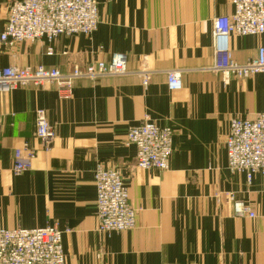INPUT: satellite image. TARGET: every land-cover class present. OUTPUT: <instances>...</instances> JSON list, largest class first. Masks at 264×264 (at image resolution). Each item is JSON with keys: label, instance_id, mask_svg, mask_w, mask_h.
<instances>
[{"label": "crops", "instance_id": "crops-1", "mask_svg": "<svg viewBox=\"0 0 264 264\" xmlns=\"http://www.w3.org/2000/svg\"><path fill=\"white\" fill-rule=\"evenodd\" d=\"M11 0H0V34ZM100 24L91 36L52 44L0 42V68H56L128 57L132 74L79 81L69 99L54 86L0 94V220L7 229L57 225L66 264H264V175L251 184L228 170L226 140L234 118L264 112V76L230 79L214 65L213 20L233 12L230 0H96ZM233 58L257 57L264 36L230 37ZM52 48L53 54H48ZM102 48V49H101ZM153 73L147 87L133 74ZM182 71L171 91L166 73ZM44 110L56 137L44 149L35 113ZM146 118L174 133L166 172L136 167L130 127ZM34 152L31 167L14 172L15 153ZM99 164L125 175L136 227L98 232L95 171ZM219 192H235L256 218L238 219ZM69 230V232H67Z\"/></svg>", "mask_w": 264, "mask_h": 264}, {"label": "built area", "instance_id": "built-area-1", "mask_svg": "<svg viewBox=\"0 0 264 264\" xmlns=\"http://www.w3.org/2000/svg\"><path fill=\"white\" fill-rule=\"evenodd\" d=\"M233 12L213 20L215 60L210 71L223 83L230 79L246 80L264 76V43L257 57L245 64L233 58L230 37L264 36V0H230ZM99 5L96 0H11L7 6V22L0 42L52 44L60 37L91 36L99 27ZM52 55V48L48 49ZM182 71L166 73L171 91L182 88ZM132 74L128 57L113 54L107 62H91L75 66L69 72L56 68H0V94L18 89L54 86L62 100L69 99L79 81L96 82L107 77ZM133 74L147 87L152 72L141 69ZM35 136L44 149H49L56 134L44 110L35 113ZM171 128L159 127L146 118L127 132L128 146L136 148L137 167L146 172H166L174 152ZM228 170L232 175H245L249 184L256 175H264V112L254 119L234 118L226 140ZM34 152L24 148L15 153L14 172L22 174L31 167ZM98 232L104 235L128 232L136 227L137 211L131 204L129 188L123 172L99 164L95 171ZM216 199L230 203L238 219L256 218L254 210L228 192L218 193ZM69 232V230H67ZM63 234L57 225L35 229H7L0 220V264H66Z\"/></svg>", "mask_w": 264, "mask_h": 264}, {"label": "rangeland", "instance_id": "rangeland-1", "mask_svg": "<svg viewBox=\"0 0 264 264\" xmlns=\"http://www.w3.org/2000/svg\"><path fill=\"white\" fill-rule=\"evenodd\" d=\"M102 49V48H101ZM101 61H103V62H107V61H105V60H101ZM109 61V60H108ZM95 62V61H94ZM90 64V63H89ZM88 65V64H87ZM123 77H125V76H123ZM107 78H121V77H107ZM101 80V79H100ZM99 81V80H98ZM98 81H96V82H98ZM126 144L128 145V143H127V138H126ZM105 166V165H104ZM136 167H137V164H136ZM110 168H117V169H119V170H121L120 168H118V167H110ZM138 168V167H137ZM138 169H140V168H138ZM140 170H142V169H140ZM122 171V170H121ZM144 171V170H143ZM123 176L125 177V175L123 174ZM219 193H225V192H219ZM229 194H232V195H234L235 197H236V199H238V200H240V201H243L242 199H239L238 198V196H237V194L235 193V192H228ZM243 202H245V201H243ZM247 205H249L252 209H253V207L250 205V204H248L247 202H245ZM229 205H230V203H229ZM231 208H232V206H231ZM233 211V210H232Z\"/></svg>", "mask_w": 264, "mask_h": 264}]
</instances>
